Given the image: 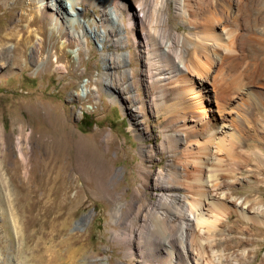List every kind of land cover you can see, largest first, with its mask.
I'll use <instances>...</instances> for the list:
<instances>
[{
    "label": "bare ground",
    "instance_id": "bare-ground-1",
    "mask_svg": "<svg viewBox=\"0 0 264 264\" xmlns=\"http://www.w3.org/2000/svg\"><path fill=\"white\" fill-rule=\"evenodd\" d=\"M37 3L41 16L63 33L64 45L75 43L83 50L81 39L88 33L89 24L80 23L85 14L83 6L97 5L103 15L99 20L101 40L113 37L114 43L122 46L130 35L144 52L145 78L153 92L151 105L164 120L159 149L172 156L173 161L155 174L153 188L158 193L145 209L136 236L117 232L114 240L126 245L130 256L135 245L141 264L250 263L246 250L235 256L226 254L231 238L222 228L231 214L264 228V198H238L233 192L234 172L238 170L235 152L249 135L242 128L246 108L253 107L258 111L255 113L264 117V0H133V4L130 0H37ZM169 3L187 33L170 28ZM124 16L126 26L120 22ZM75 24L80 31H73ZM37 46L35 43L30 47L33 61ZM6 58V49L2 47L0 66ZM126 58L116 57L123 65ZM226 75L231 76L230 83L225 82ZM92 94L97 98L95 90ZM3 138L0 133V155L6 157L1 148ZM254 139L264 141V125ZM31 144L30 157L20 144L21 166L30 169L20 178L16 197L7 204L11 212L14 210L10 216L12 225H21L24 246L36 245L30 256L24 257L25 264H51L52 259L44 260L42 250L55 241L56 222L65 216L62 204L56 206V197L67 200L70 164L66 165L64 160L70 147L68 138L57 129L37 136ZM93 144L107 152L112 142L105 134ZM256 156L264 166V153L256 151ZM224 159L231 160V167L226 170ZM17 165L11 178H18L20 164ZM108 172L105 169V175ZM118 177V172L105 177L102 193L109 194ZM4 179L0 165L1 186L5 185ZM134 195L141 193L137 190ZM113 216L124 223L121 208ZM45 224L50 227L43 232L41 227ZM38 225V229L30 230ZM240 228L238 233L243 232ZM234 239L237 248L248 240L244 236ZM222 243L226 245L220 247ZM4 248L0 238V250ZM7 248L14 252L11 242ZM18 250L16 257L20 258L24 248Z\"/></svg>",
    "mask_w": 264,
    "mask_h": 264
},
{
    "label": "rangeland",
    "instance_id": "rangeland-1",
    "mask_svg": "<svg viewBox=\"0 0 264 264\" xmlns=\"http://www.w3.org/2000/svg\"><path fill=\"white\" fill-rule=\"evenodd\" d=\"M130 2L133 4V0ZM37 5V0H0V37L4 38L0 48H5L7 55L0 66V133L11 138H3L1 148L6 157L0 155L5 177V185H0V238L5 247L0 250V264H25V258L35 249V243L24 246L21 225H12L10 216L14 210L11 212L7 203L16 197L20 178L30 169L21 166L20 144L30 157L31 140L54 129L68 138L70 150L64 162L70 164V187L66 201L61 200L62 196L56 197V206L62 204L65 216L56 222L55 241L42 250L44 260L52 259L51 264H141L136 246L131 247L130 256L126 245L114 240V234L136 236L145 209L158 193L153 188L155 174L173 161L172 156L159 149L164 120L151 105L153 92L145 78L144 52L130 35L122 46L115 44L113 37L101 40L99 20L103 15L97 5L83 6L85 14L80 23H89L88 33L81 39L83 50L75 43L64 45L63 33L41 16ZM168 6L170 28L187 33L175 16L173 5ZM120 22L127 25L125 16ZM80 30L75 24L73 31ZM35 43L38 50L33 61L30 47ZM117 55L127 57L125 65L116 59ZM231 81V76L226 75L225 82ZM255 112L258 113L253 107L246 108L242 128L249 135L235 152L238 170L234 172L233 192L236 197L249 200L255 196L264 198V166L256 156V151L264 153V141L254 139L261 133L264 117ZM105 134L112 142L107 152L93 144ZM18 163V178H11ZM223 166L225 170L231 167V160L224 159ZM115 172L119 174L117 182L109 194L102 193V181ZM137 190L141 196L134 195ZM117 208L123 211V224L113 216ZM63 220L65 224L61 225ZM49 227L45 224L41 229L44 232ZM240 227L243 232L238 233ZM222 230L231 238L227 255L246 250L250 263L242 264H264L263 227L259 229L231 214ZM239 236L248 240L237 248L234 237ZM10 242L14 252L7 248ZM21 248L24 252L17 258Z\"/></svg>",
    "mask_w": 264,
    "mask_h": 264
},
{
    "label": "trees",
    "instance_id": "trees-1",
    "mask_svg": "<svg viewBox=\"0 0 264 264\" xmlns=\"http://www.w3.org/2000/svg\"><path fill=\"white\" fill-rule=\"evenodd\" d=\"M82 122H83V119H82Z\"/></svg>",
    "mask_w": 264,
    "mask_h": 264
}]
</instances>
